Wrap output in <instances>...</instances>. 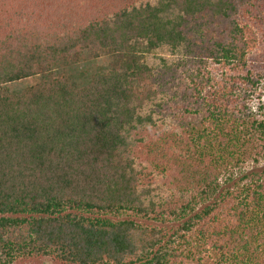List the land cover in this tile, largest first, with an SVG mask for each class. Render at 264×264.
Listing matches in <instances>:
<instances>
[{"label":"trees","instance_id":"obj_1","mask_svg":"<svg viewBox=\"0 0 264 264\" xmlns=\"http://www.w3.org/2000/svg\"><path fill=\"white\" fill-rule=\"evenodd\" d=\"M235 12L0 0V264H264V166L229 175L264 159V69ZM84 53L112 61L83 82Z\"/></svg>","mask_w":264,"mask_h":264},{"label":"rangeland","instance_id":"obj_2","mask_svg":"<svg viewBox=\"0 0 264 264\" xmlns=\"http://www.w3.org/2000/svg\"><path fill=\"white\" fill-rule=\"evenodd\" d=\"M233 18L237 20L238 23L247 24L253 28L257 39L258 46L255 51L250 55V64L253 66H259L264 69V0H236V12L234 13ZM146 47L145 42L139 40L137 41L130 52H133L134 55L139 54L140 56H148L150 53L145 52L144 48ZM112 61L110 56H102L98 59H90L84 53L81 58L75 60V65L77 70L84 71L85 73L81 76L79 74L80 81H86V79L94 73L101 74L104 72L108 64ZM79 72V71H78ZM82 78V79H81ZM37 82V78H28L22 80L17 84L9 85L10 89H19L26 85H31ZM261 94L258 98H254L251 102V108L254 115L260 119L264 120V83L261 89ZM258 93V91H257ZM175 110V111H174ZM174 112L178 117L183 119L184 122L189 121L194 124L197 122V119L191 120L188 116L184 115L180 108H174ZM264 166V159L259 160V162L254 165L253 162L247 161L243 163L240 167H236L229 172L233 180L238 179L243 173H247L253 168H260ZM224 177H221L219 182L222 183ZM137 221L156 225L163 227L165 230L171 231L175 226L178 225L176 221H168L165 223H160L156 221H150L145 219H135ZM13 264H58L51 260L43 259H32V260H17Z\"/></svg>","mask_w":264,"mask_h":264}]
</instances>
